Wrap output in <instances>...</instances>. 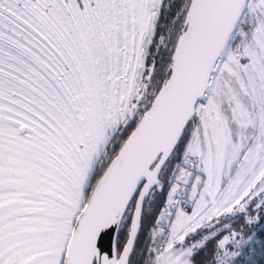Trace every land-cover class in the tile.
Wrapping results in <instances>:
<instances>
[{
  "label": "snow or ice",
  "instance_id": "1",
  "mask_svg": "<svg viewBox=\"0 0 264 264\" xmlns=\"http://www.w3.org/2000/svg\"><path fill=\"white\" fill-rule=\"evenodd\" d=\"M146 222L141 264H264V0H0V264Z\"/></svg>",
  "mask_w": 264,
  "mask_h": 264
},
{
  "label": "trees",
  "instance_id": "2",
  "mask_svg": "<svg viewBox=\"0 0 264 264\" xmlns=\"http://www.w3.org/2000/svg\"><path fill=\"white\" fill-rule=\"evenodd\" d=\"M160 24H163L165 27L161 28L160 31L164 32L167 27V22L166 20L163 19V16L159 22ZM103 157H101L102 159ZM180 157L179 155L174 156L165 166L161 173V179L164 182L165 185H167L170 177L173 175V165L179 161ZM159 201L162 203L163 201V193H157L156 196L151 200H147L145 203V209L153 207V204ZM151 213H148L147 211L145 212V217L146 221L148 218H150ZM123 232V229L121 230ZM147 237H148V232H147V222L144 224V226L141 228V231L139 233L137 242H136V247L134 248L133 254L130 257V264H141V260L143 257V250L147 246ZM137 251L140 252V255H137ZM254 253V252H253ZM250 253L251 255L255 256V254Z\"/></svg>",
  "mask_w": 264,
  "mask_h": 264
},
{
  "label": "water",
  "instance_id": "3",
  "mask_svg": "<svg viewBox=\"0 0 264 264\" xmlns=\"http://www.w3.org/2000/svg\"><path fill=\"white\" fill-rule=\"evenodd\" d=\"M164 168H165V167H164ZM164 168H163V169H164ZM162 171H163V170H162ZM146 202H147V199H146ZM139 233H140V232H139ZM139 233H138V235H137V239H138ZM133 251H134V250H133ZM132 254H133V253H132ZM131 256H132V255H131Z\"/></svg>",
  "mask_w": 264,
  "mask_h": 264
},
{
  "label": "built area",
  "instance_id": "4",
  "mask_svg": "<svg viewBox=\"0 0 264 264\" xmlns=\"http://www.w3.org/2000/svg\"><path fill=\"white\" fill-rule=\"evenodd\" d=\"M188 210H190V208H188Z\"/></svg>",
  "mask_w": 264,
  "mask_h": 264
},
{
  "label": "rangeland",
  "instance_id": "5",
  "mask_svg": "<svg viewBox=\"0 0 264 264\" xmlns=\"http://www.w3.org/2000/svg\"><path fill=\"white\" fill-rule=\"evenodd\" d=\"M252 253H253V252H252ZM253 254H255V252H254Z\"/></svg>",
  "mask_w": 264,
  "mask_h": 264
}]
</instances>
